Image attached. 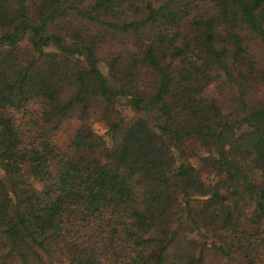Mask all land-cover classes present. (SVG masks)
<instances>
[{
  "label": "trees",
  "instance_id": "1",
  "mask_svg": "<svg viewBox=\"0 0 264 264\" xmlns=\"http://www.w3.org/2000/svg\"><path fill=\"white\" fill-rule=\"evenodd\" d=\"M0 264H264V0H0Z\"/></svg>",
  "mask_w": 264,
  "mask_h": 264
},
{
  "label": "rangeland",
  "instance_id": "2",
  "mask_svg": "<svg viewBox=\"0 0 264 264\" xmlns=\"http://www.w3.org/2000/svg\"><path fill=\"white\" fill-rule=\"evenodd\" d=\"M190 148H191V145H189V144L186 145V144H185L184 150L186 149V152H187L188 150L190 151Z\"/></svg>",
  "mask_w": 264,
  "mask_h": 264
}]
</instances>
